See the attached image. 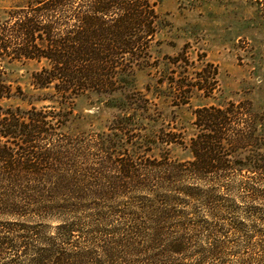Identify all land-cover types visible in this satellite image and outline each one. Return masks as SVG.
<instances>
[{"label":"trees","instance_id":"trees-1","mask_svg":"<svg viewBox=\"0 0 264 264\" xmlns=\"http://www.w3.org/2000/svg\"><path fill=\"white\" fill-rule=\"evenodd\" d=\"M30 2L0 24V264H264V110L197 108L192 159L178 161L66 135L53 108L4 107L23 96L6 63L45 60L35 85L65 99L107 92L157 31L150 0Z\"/></svg>","mask_w":264,"mask_h":264},{"label":"rangeland","instance_id":"rangeland-1","mask_svg":"<svg viewBox=\"0 0 264 264\" xmlns=\"http://www.w3.org/2000/svg\"><path fill=\"white\" fill-rule=\"evenodd\" d=\"M30 1L0 0V24ZM150 1L159 15L155 37L141 64L119 70L117 89L65 99L35 85L34 74L47 66L45 60L23 59L4 65L23 96L1 104L53 108L68 116L66 135L104 133L131 156L146 151L159 157L167 150L178 161L192 159L197 108L250 101L254 111L264 110V0ZM204 78L215 83L209 96L200 90ZM165 132L181 134L183 144L162 143Z\"/></svg>","mask_w":264,"mask_h":264}]
</instances>
